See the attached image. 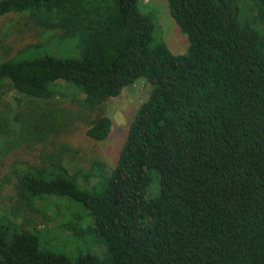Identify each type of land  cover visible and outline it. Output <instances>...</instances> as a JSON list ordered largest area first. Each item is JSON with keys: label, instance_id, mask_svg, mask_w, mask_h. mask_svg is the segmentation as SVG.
Segmentation results:
<instances>
[{"label": "trees", "instance_id": "1", "mask_svg": "<svg viewBox=\"0 0 264 264\" xmlns=\"http://www.w3.org/2000/svg\"><path fill=\"white\" fill-rule=\"evenodd\" d=\"M166 1L184 53L142 0H0L52 32L0 60V264H264V0ZM140 79L115 165L50 139L78 123L108 139L107 101ZM24 145L38 159L6 166ZM60 213L88 241L74 258L42 246Z\"/></svg>", "mask_w": 264, "mask_h": 264}, {"label": "rangeland", "instance_id": "2", "mask_svg": "<svg viewBox=\"0 0 264 264\" xmlns=\"http://www.w3.org/2000/svg\"><path fill=\"white\" fill-rule=\"evenodd\" d=\"M142 2L144 5L154 7L157 11V34L166 41L171 51L175 54L186 52L189 46L188 38L172 18L168 2L166 0H142ZM27 21V17L22 14L7 15L0 18V60L13 57L27 44L37 43L38 39L43 40L52 34V32H47L45 36H38L40 28L35 24L24 25ZM149 91L150 86L143 79H140L133 85L126 87L118 97L107 101L105 113L112 118V131L106 140L96 141L90 138L86 134V126L79 123L71 131L63 133L59 137L51 136L50 139L53 138L55 143L66 142L78 149L83 166H89L90 161L94 159H99L109 166H113L117 162L132 119L148 97ZM15 96H17L15 91L7 93L2 103L13 104ZM70 98L71 96L61 99V102L64 106L74 109L76 105ZM42 148V145H24L13 151L3 162L7 166L15 159L37 160L43 150ZM54 208L55 206L52 205L48 212L52 213ZM70 211L76 213L74 210ZM67 215H70L68 210ZM63 216V213L57 214L56 219L47 222L42 218L41 228H49V230H43L41 234L42 246L45 249L68 254L74 258L80 247L87 249L88 241L84 242L81 237L70 240L67 238L69 232L63 234L61 229L58 230L59 221L62 220ZM101 250L99 247L97 251L100 252Z\"/></svg>", "mask_w": 264, "mask_h": 264}]
</instances>
